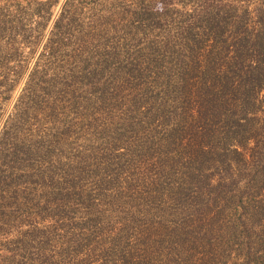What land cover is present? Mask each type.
Returning a JSON list of instances; mask_svg holds the SVG:
<instances>
[{
    "label": "rangeland",
    "instance_id": "rangeland-1",
    "mask_svg": "<svg viewBox=\"0 0 264 264\" xmlns=\"http://www.w3.org/2000/svg\"><path fill=\"white\" fill-rule=\"evenodd\" d=\"M43 1L0 0V264H243L264 0Z\"/></svg>",
    "mask_w": 264,
    "mask_h": 264
},
{
    "label": "trees",
    "instance_id": "trees-1",
    "mask_svg": "<svg viewBox=\"0 0 264 264\" xmlns=\"http://www.w3.org/2000/svg\"><path fill=\"white\" fill-rule=\"evenodd\" d=\"M38 7L36 8L35 10V14L34 15H39L40 17L42 18H45V23H41L43 25L47 24V22L49 20L52 19V10H48V14H46L47 16H42V12H43V7L45 4H47L48 2L50 1H43V0H35ZM55 2H58L59 3V0H54ZM3 15L1 14L0 16V30L3 32V31H6L7 30V25L9 24V21H5L3 18ZM62 20V17H60L57 21H56V25L55 26H58L59 23L61 22ZM260 46V44H259ZM258 49H260V47H258ZM256 81L259 85H261V82H262V78L261 76L257 75L256 76ZM237 123H240L239 120H236ZM238 155L241 154V152H238L237 150L235 151ZM258 176V173H254L253 176H252V179H255L256 177ZM205 177L209 178L208 175H206ZM196 176L195 175H192V179H195ZM236 185V184H235ZM232 186V183H229L228 181V178H223L221 180H219L213 187V192L215 194L214 196V202L217 204L218 200L219 199H226V196H224V194L228 193L230 191V187ZM0 187H1V181H0ZM2 189H0V193H1ZM237 197V196H236ZM239 199V203L236 207V210H240V218L238 220V225L235 227V229H239L240 226L244 227L245 231H246V235H245V247H246V252H245V261L243 264H252V261L254 260V256H257L258 253L260 254L259 256V260L258 262H256L255 264H264V246H261L260 248H258V250L256 252H253V246H252V241H251V232H250V228L253 227V221L251 220V217L248 216V218L246 217L247 216V207L245 204H243V198H238ZM3 200V196H1L0 194V201ZM29 203H32L31 201H27L26 200H23L22 201V205L21 206H26L27 204ZM15 206H11V203L9 205H1V208L0 209H12L13 212H11L12 214L15 213V211H17L18 207L17 206L16 208H13ZM3 212H0V221H2L3 219H5L6 217L4 216L5 213H4V210H2ZM9 216V218H13V216L11 214L7 215ZM257 217V219H259V222L262 223L264 221V207L263 206H260L257 214L255 215H252V217ZM8 219V217H7ZM239 227V228H238ZM224 228H227V227H223ZM226 230V229H225Z\"/></svg>",
    "mask_w": 264,
    "mask_h": 264
}]
</instances>
